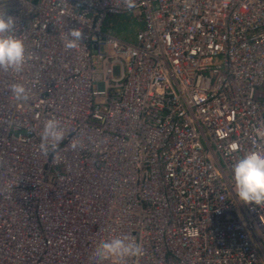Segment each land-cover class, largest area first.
I'll return each instance as SVG.
<instances>
[{"label": "built area", "instance_id": "built-area-1", "mask_svg": "<svg viewBox=\"0 0 264 264\" xmlns=\"http://www.w3.org/2000/svg\"><path fill=\"white\" fill-rule=\"evenodd\" d=\"M0 12L27 57L0 70V264H96L98 242L124 235L142 247L126 264H264V206L243 204L232 179L264 150V0H0ZM126 13L133 40L102 29ZM50 118L65 137L43 154Z\"/></svg>", "mask_w": 264, "mask_h": 264}, {"label": "clouds", "instance_id": "clouds-1", "mask_svg": "<svg viewBox=\"0 0 264 264\" xmlns=\"http://www.w3.org/2000/svg\"><path fill=\"white\" fill-rule=\"evenodd\" d=\"M128 9L135 7V0H124ZM15 30V31H14ZM82 32L70 29L63 40L65 49H74L80 44ZM26 50L22 39L16 35V21L13 17H5L0 12V70L19 73L26 63ZM11 92L17 101H26L28 91L23 84L11 85ZM65 137V129L56 118L45 121L41 133L40 151L48 154L55 152ZM75 150L78 142L73 141ZM234 190L238 199L245 205L264 206V150H251L241 156L232 167ZM142 255V247L130 237L112 236L101 239L96 245L93 256L96 264L105 260H115L117 264H126L130 258Z\"/></svg>", "mask_w": 264, "mask_h": 264}, {"label": "rangeland", "instance_id": "rangeland-1", "mask_svg": "<svg viewBox=\"0 0 264 264\" xmlns=\"http://www.w3.org/2000/svg\"><path fill=\"white\" fill-rule=\"evenodd\" d=\"M138 23L134 20L130 13L115 14L108 17V20L102 26L103 30H109L115 36L122 39L133 40L134 29Z\"/></svg>", "mask_w": 264, "mask_h": 264}, {"label": "bare ground", "instance_id": "bare-ground-1", "mask_svg": "<svg viewBox=\"0 0 264 264\" xmlns=\"http://www.w3.org/2000/svg\"><path fill=\"white\" fill-rule=\"evenodd\" d=\"M77 214H79L78 212H75V211H70V212H66V213H64V215H61V217H63L62 219H63V221H65V219H66V221L67 220H69L70 218H75L76 217V215ZM74 226L76 227V229H78L79 228V226H76L75 225V223H74Z\"/></svg>", "mask_w": 264, "mask_h": 264}]
</instances>
